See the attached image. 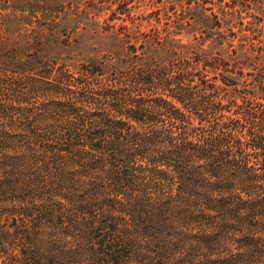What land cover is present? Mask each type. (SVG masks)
Here are the masks:
<instances>
[{"label":"trees","instance_id":"1","mask_svg":"<svg viewBox=\"0 0 264 264\" xmlns=\"http://www.w3.org/2000/svg\"><path fill=\"white\" fill-rule=\"evenodd\" d=\"M102 1L0 0V264H264L263 0Z\"/></svg>","mask_w":264,"mask_h":264},{"label":"rangeland","instance_id":"2","mask_svg":"<svg viewBox=\"0 0 264 264\" xmlns=\"http://www.w3.org/2000/svg\"><path fill=\"white\" fill-rule=\"evenodd\" d=\"M124 1V0H123ZM126 5L130 8V14H127V12H121L123 9V4H120V0H103L102 4L105 6L103 9L100 11V15H98V19L101 23H104L105 20H108L109 14L112 12V10L116 11L117 15H120V18H114L111 20V22L115 21L116 24L120 22H126L128 24L133 23L132 18L134 17V22H139L140 23V29L148 31L150 27L155 24L158 27L162 28L165 26L164 23V18L161 19L160 22H157L155 19H147V17H143L146 15L147 12L155 8L156 6H163L168 4V0H125ZM225 1V0H223ZM230 1V0H227ZM205 4L210 5L211 2H206ZM239 6V5H237ZM263 6V12H264V0L262 2ZM179 6L177 5V8ZM215 8V7H214ZM171 11V10H170ZM252 12L255 13L256 16L252 14ZM136 16V17H135ZM243 24L241 25L243 27V32H246L250 36H258L260 39H264V15H261V11L255 8H247L242 10L241 12ZM123 18V19H122ZM257 25L260 30L255 29L253 30L252 28ZM240 25H236L234 29H238ZM245 27H249L248 29ZM81 36L80 42L81 45H79L77 50H80L83 54L87 55H94L96 54L97 56H101V54L104 52V47L102 45V39H96L90 37L89 31L83 32V29L78 31V34ZM178 36H181L184 41L190 40L192 38V34L189 32H186L182 30L179 32ZM254 41H258L257 38H253ZM208 42V41H206ZM233 42L237 43V36L234 37ZM95 45V47L93 46ZM102 49V50H101Z\"/></svg>","mask_w":264,"mask_h":264}]
</instances>
